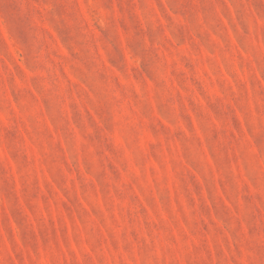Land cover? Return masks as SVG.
Here are the masks:
<instances>
[{
	"label": "rangeland",
	"instance_id": "374dc122",
	"mask_svg": "<svg viewBox=\"0 0 264 264\" xmlns=\"http://www.w3.org/2000/svg\"><path fill=\"white\" fill-rule=\"evenodd\" d=\"M0 264H264V0H0Z\"/></svg>",
	"mask_w": 264,
	"mask_h": 264
}]
</instances>
